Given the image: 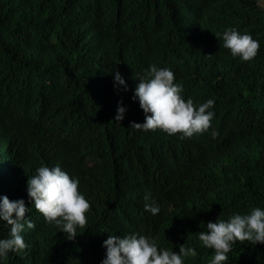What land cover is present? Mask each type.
<instances>
[{"label":"trees","instance_id":"obj_1","mask_svg":"<svg viewBox=\"0 0 264 264\" xmlns=\"http://www.w3.org/2000/svg\"><path fill=\"white\" fill-rule=\"evenodd\" d=\"M229 28L259 42L254 60L223 47ZM153 64L174 72L185 101L214 100L207 132L182 140L131 127L145 120L136 79ZM114 68L127 91L114 87ZM57 165L91 205L74 241L28 197L29 176ZM147 192L158 215L144 209ZM3 196L23 199L35 228L25 225L29 247L0 264H101L109 235L130 234L177 253L194 247L184 264H208L214 251L198 236L217 222L211 211L264 209V0H0ZM10 230L0 221V239ZM228 256L264 264V244L237 241Z\"/></svg>","mask_w":264,"mask_h":264},{"label":"clouds","instance_id":"obj_2","mask_svg":"<svg viewBox=\"0 0 264 264\" xmlns=\"http://www.w3.org/2000/svg\"><path fill=\"white\" fill-rule=\"evenodd\" d=\"M222 40L223 47L243 62H251L259 53V42L235 28L225 30ZM113 71L114 87L117 91H127L122 74L115 68ZM136 80L139 83L133 99H138L145 120L143 123L133 122L131 127L144 132L159 130L170 136L179 134L182 140L201 135L211 128L214 112L210 109L214 107V100L208 99L199 106L194 105L191 98L185 101L183 88L175 82L171 69L158 68L153 64ZM125 112L126 108L118 105L115 121H122ZM217 135L215 131L212 132L213 138ZM27 190L35 210L42 214L48 224L64 232L69 241L75 240L78 228H87V213L91 211V205L79 191V180L70 177L59 165L39 167L35 175L29 176ZM144 199L145 211L158 215L160 208L152 200L150 192L145 194ZM212 207L215 206L212 204ZM28 211L23 199L10 201L7 196L0 197V221H6L11 226L10 238L0 239V258H6L9 252H23L29 247L22 235L25 225L28 229L35 228L34 222L25 218ZM215 213L219 215L218 219ZM225 215L211 211L207 217L217 222H208L206 231L199 232L202 245L214 251V258L208 264H227L228 254L237 241L242 244L245 241L252 245L264 244V209L255 207L249 214ZM103 246L106 255L101 264H184L185 258L198 255L194 247L184 244L180 245L178 253L158 248L156 239L139 234L123 237L109 235Z\"/></svg>","mask_w":264,"mask_h":264}]
</instances>
